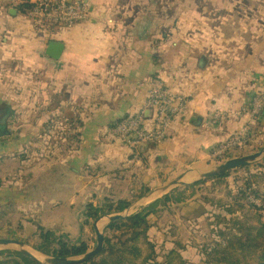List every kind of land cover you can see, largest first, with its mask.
<instances>
[{"label": "crops", "instance_id": "0c3cea01", "mask_svg": "<svg viewBox=\"0 0 264 264\" xmlns=\"http://www.w3.org/2000/svg\"><path fill=\"white\" fill-rule=\"evenodd\" d=\"M83 1L85 20L44 31L18 9L21 0H0V212L12 210L15 200L33 202L34 189V196L54 186L64 192L71 178L80 183L77 193L85 208L103 197L130 200L142 188L150 190L164 181L166 174L174 178L183 170L205 169L216 161L218 148L233 135L244 134L246 127L242 146L253 133L256 142H264V27L257 42L255 35L250 41L261 44L257 55L263 51V62L255 64L256 51L248 50L245 68L250 71L238 82L233 73L207 68L186 49L173 50L169 42L176 37L169 30L175 25L170 19L174 2ZM51 41L63 44L57 59L45 53ZM35 74L42 86L39 99L26 94ZM153 76L185 96L187 108L173 120L163 142L145 144L134 156L110 124L138 111L151 118L146 107ZM52 89L62 96L54 110L69 109L68 115L83 121L79 147L68 149L65 157L56 151L53 157L21 160L41 123L57 114L47 110ZM256 95L262 98L261 115L251 119L238 114L241 104ZM213 118L219 121L211 122ZM237 152L226 156L237 157ZM18 185L24 187L17 199Z\"/></svg>", "mask_w": 264, "mask_h": 264}, {"label": "rangeland", "instance_id": "374dc122", "mask_svg": "<svg viewBox=\"0 0 264 264\" xmlns=\"http://www.w3.org/2000/svg\"><path fill=\"white\" fill-rule=\"evenodd\" d=\"M156 1L161 3L166 0ZM168 1L175 3L170 16L175 25L169 30L176 37L175 40L170 39L169 42L173 50L186 49L192 57L209 64L206 66L207 68L216 69V71L225 70L227 74L228 72L233 73V78H238V82L246 80V72L250 71L245 68L248 50L249 53L256 51V57L254 56L253 60L255 64L260 65L263 62V51L257 55L261 44L256 46L255 43L257 42L256 37H261L263 33L264 0ZM159 17L163 23L161 26L165 28L161 14ZM163 34L166 35L167 31H164ZM253 35L256 38L254 44L250 42ZM252 45L253 47H251ZM38 78L37 74L33 75L32 81L29 79V86L26 90V94L30 92L37 99H39V94H42V86ZM53 91L52 89L48 92ZM244 105L246 103L241 104L238 114H243ZM69 113V109H62L60 114L62 119L59 117L58 122L50 126L47 135L36 137L37 134L36 138H33L34 142L31 140V148L21 153L20 159H28L33 162L45 155L53 157L56 151L58 152L56 156L65 157L68 154L65 147L71 142L65 137L61 138V134L65 132L64 135H67L68 129L72 126V123L65 122L66 118H64V115ZM33 117H35L34 114ZM213 120H217V118H213L211 122ZM254 135L255 133L252 134L249 141L247 140V143H250V148L247 146L243 150L242 148L247 144L242 146L244 142L240 147L226 148L223 146L218 148L221 152L218 151L215 155L216 161L205 169L213 168L229 160L230 156H226V153L230 151H238L237 157L248 156L258 151L264 146L262 145L264 142H256L253 138ZM239 136L233 135L226 144ZM59 147L62 151L57 150ZM261 166H264L262 157L245 166L228 170L225 177L212 176L195 181L196 174L188 173L182 178L186 184H180L168 190L167 193L171 196L169 203L166 205L157 203L151 206V203L161 199L160 196L137 209L138 211L146 207L150 211L147 216L149 224L147 234L154 249L148 247L144 242H140L141 255L140 258L134 260V263L165 264L168 259L166 258L167 252L173 250L175 254L171 255L170 264H205V260L209 258L208 248L211 245L214 246L215 240L221 239L218 233L219 229L233 232L234 224H237L236 221H239L240 224L254 226L259 225L260 222L264 223V176L257 173L264 171ZM63 168L62 177L64 178L67 177L65 174L67 167L63 166ZM184 171L186 170L182 172ZM165 176L167 177H161V180L165 181L166 178L171 179L169 177H172L168 174ZM247 181L251 183V186H248ZM194 183L196 184L192 185ZM64 184H66L64 192L59 191L61 192L59 193L57 187L54 186L47 189L42 188L39 195L34 196V189L32 191L33 202L15 200L12 203V210L2 209L0 212V237L16 238L30 246L43 247L46 243L41 236L50 232L48 244L51 250L57 249L60 242L66 243L68 247L85 244L86 250L91 249L95 243L92 224L96 218L90 217L87 206L86 208L83 206V197L77 193L80 183L71 178L70 183ZM185 185L192 186L185 188ZM23 187V185L17 186V199L23 193ZM253 187L257 192L253 191ZM142 189L140 194L132 195L129 201L132 202L142 195L145 190ZM71 197L74 199L72 202H70ZM103 198L93 201L92 205L106 211L109 202ZM250 204L258 208L250 207ZM227 208H231L236 215L235 222L231 219L234 214L227 213L225 210ZM104 229L105 227L102 229L103 235L112 234V230ZM119 232L120 230H117L113 234L117 235ZM262 248H264V243ZM151 250L154 252L148 256L147 254ZM0 251L7 250L0 248ZM12 258L15 259L13 255L0 252V264H11L5 261ZM95 261H97L96 258ZM211 261L213 264H222L215 260Z\"/></svg>", "mask_w": 264, "mask_h": 264}, {"label": "trees", "instance_id": "16d2710c", "mask_svg": "<svg viewBox=\"0 0 264 264\" xmlns=\"http://www.w3.org/2000/svg\"><path fill=\"white\" fill-rule=\"evenodd\" d=\"M18 9L22 10L25 14H28L29 10L32 7L31 0H21V2L17 5ZM152 79H161L159 76H153ZM162 80V79H161ZM166 83L164 80H162ZM56 92H51L49 95L50 98V107L48 111L54 110L58 107L59 103L61 102L62 96L60 94H55ZM53 96V97H52ZM54 110L56 115L52 116L51 118L47 119L45 122L41 123L38 135L36 137L42 136L44 134H48V129L53 124L57 123L59 117L61 118L60 114L62 113V109ZM67 116H69L67 118ZM73 115H64L65 122L72 123V126L68 129L67 135L64 133L61 134V138L65 137L70 143L65 148L68 150L71 147L74 150H77L80 144V135H81V127L83 126V121L79 118L72 117ZM128 116L121 117L120 119L114 121L110 124L111 128L113 129L120 120L127 118ZM62 119V118H61ZM34 137V138H36ZM32 142L34 140L32 139ZM145 145V144H143ZM143 145L139 146V149ZM264 160V156L262 157ZM264 169V166H261ZM262 176H264V171H258ZM227 172L221 173L216 175V177H225ZM248 186H251L249 181ZM196 183L192 184L195 185ZM192 185H185V188H188ZM145 190L143 193L148 191V188H144ZM253 191L257 190L253 187ZM141 193V192H140ZM139 193V194H140ZM142 193V194H143ZM140 196V195H139ZM171 196L169 193L163 195L161 199H158L151 203L155 205L157 203H162L166 205L171 201ZM106 199L109 204L107 205L108 208L106 211L101 210L98 207H94L91 204L87 205L88 212H90V217L97 218L99 215L108 212H118L126 208L131 201L126 199H116L113 200L111 198H104ZM250 207L258 208L253 204H250ZM227 213L234 214L231 208L225 209ZM149 212V213H148ZM150 214V211L145 208H142L131 215H129L125 219H118L110 222L104 230H112L111 235L104 234V244L101 252H99L93 259H90L87 263L84 264H135L134 260L140 258L141 255V248L139 246L140 242H144L148 247L154 249L153 243H151L150 239L148 238L147 230L149 224L147 222V216ZM233 222L236 220V215L234 214L231 218ZM237 224L235 228L233 227L232 231H226L224 229H219L218 233L221 237L220 240H215L214 246L211 245L208 249L207 255L209 258L205 260V264H213V261L222 264H264V248H262V244L264 243V223L260 222L259 225H251V224H240L239 221H236ZM120 230L119 234H113V232ZM51 233L47 232L43 234L41 237L44 239L46 243L43 247L34 246L37 250L49 254V255H57V256H70L80 254L85 252L87 247L85 244L80 246H72L68 247L66 243L58 244L59 247L57 249H52L49 246V237ZM1 253H6L9 255H13L15 259H9L5 262L11 264H38L28 257L17 253L15 251H0ZM154 250H151L147 255H151ZM175 254V251L169 250L166 255V263L170 264L171 262V255ZM178 257L179 255L176 254ZM95 258L97 261H95Z\"/></svg>", "mask_w": 264, "mask_h": 264}, {"label": "built area", "instance_id": "2783aa9c", "mask_svg": "<svg viewBox=\"0 0 264 264\" xmlns=\"http://www.w3.org/2000/svg\"><path fill=\"white\" fill-rule=\"evenodd\" d=\"M31 2L29 18L37 28L44 31H51V28L73 27L85 20L88 14L87 4L83 0H31ZM249 102L242 108V113L256 119L262 110V98L256 95ZM186 108L185 96L173 92L161 79H150L146 109L150 112L151 118H145L144 114L138 111L116 123L113 133L134 156H137L140 145L163 142L173 120L182 116ZM247 132L246 127L244 134L231 139L225 147H240Z\"/></svg>", "mask_w": 264, "mask_h": 264}, {"label": "water", "instance_id": "95a60500", "mask_svg": "<svg viewBox=\"0 0 264 264\" xmlns=\"http://www.w3.org/2000/svg\"><path fill=\"white\" fill-rule=\"evenodd\" d=\"M70 1V0H69ZM14 11V9H12ZM63 50V44L57 43L55 41H51L45 50V53L47 56L57 59L59 58L61 52ZM264 156V146L261 147L258 151L248 155V156H241V157H233L229 158V160H226L225 162L214 166L213 168L205 169L202 171H198L200 169H189L180 175L167 179L165 181H162L146 193L140 195L138 198L133 200L126 208H124L121 211L118 212H108L104 213L100 216H98L93 221V229L95 232V243L94 246L86 250L85 252H82L80 254L76 255H70V256H57V255H49L46 253H43L33 246H30L29 244L25 243L24 241L18 240L16 238H5L0 237V248L10 251H15L17 253H20L32 261L38 263V264H82L90 259H92L94 256H96L99 252H101L104 244V236L102 233V229L106 227L110 222L118 219H125L132 213L136 212L137 209L140 207L145 206L148 203H151L152 201L158 199L160 196L162 197L165 195L168 190L174 188L177 185L180 184H186L182 180V178L188 173L193 172L196 174V180L205 179L208 177L216 176L221 173L227 172L228 170L232 168H236L239 166H245L252 161L261 158Z\"/></svg>", "mask_w": 264, "mask_h": 264}]
</instances>
